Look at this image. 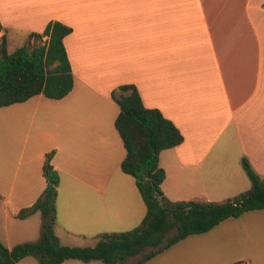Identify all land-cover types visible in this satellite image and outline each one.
I'll list each match as a JSON object with an SVG mask.
<instances>
[{
    "label": "crops",
    "instance_id": "obj_1",
    "mask_svg": "<svg viewBox=\"0 0 264 264\" xmlns=\"http://www.w3.org/2000/svg\"><path fill=\"white\" fill-rule=\"evenodd\" d=\"M0 20L7 51L11 41L31 47L51 21L72 27L64 42L74 73L63 98L0 106V241L8 248L40 238L41 212L17 213L42 195L50 152L62 244L94 246L101 234L142 222L146 205L121 169L112 91L123 84L136 85L145 106L184 135L160 152L170 200L245 192L244 158L264 177V0H0ZM143 264H264V208L190 234Z\"/></svg>",
    "mask_w": 264,
    "mask_h": 264
},
{
    "label": "trees",
    "instance_id": "obj_2",
    "mask_svg": "<svg viewBox=\"0 0 264 264\" xmlns=\"http://www.w3.org/2000/svg\"><path fill=\"white\" fill-rule=\"evenodd\" d=\"M3 25L0 20V31ZM72 27L54 20L42 33L48 36L43 44L33 48L23 45L8 52L0 43V106L23 102L43 94L60 99L74 86V73L64 42ZM120 112L115 125L126 156L121 163L123 172L135 178L146 205L142 222L130 230L103 233L94 246L62 244L55 230L56 199L60 175L51 163L53 152L47 154L43 166L46 187L30 206L22 208L17 217L25 219L33 213L42 214L41 235L37 241H26L8 248L0 241V264H15L26 256H34L38 264H61L67 259L102 260L105 264H124L146 247L153 249L132 264H143L156 254L193 233L209 231L229 217L264 208V178L247 158L243 166L250 177L251 187L223 201L205 199L170 200L162 183L166 177L160 165V152L184 141L180 128L158 108L145 106L134 84H123L112 91ZM177 232L167 237L170 230Z\"/></svg>",
    "mask_w": 264,
    "mask_h": 264
},
{
    "label": "rangeland",
    "instance_id": "obj_3",
    "mask_svg": "<svg viewBox=\"0 0 264 264\" xmlns=\"http://www.w3.org/2000/svg\"><path fill=\"white\" fill-rule=\"evenodd\" d=\"M45 38L46 37H42V38H39V37H35V40H34V43L31 45V47H35L39 44H43L44 41H45ZM20 42H17V41H11L8 45V52H11L13 51L14 49H16L18 46H20ZM264 178V177H263ZM119 226H122V225H119ZM138 225H136L135 227H137ZM135 227H131L129 229H126V230H130V229H133ZM177 232V229L174 228L172 230H170L167 234V237H171L172 235H174L175 233ZM153 249V247H146L140 254L138 255H135V256H131L124 264H132L134 262H136L137 260L141 259L146 253L150 252L151 250Z\"/></svg>",
    "mask_w": 264,
    "mask_h": 264
}]
</instances>
